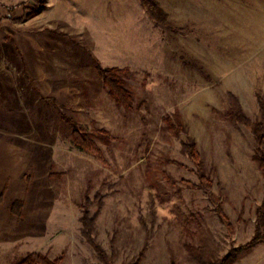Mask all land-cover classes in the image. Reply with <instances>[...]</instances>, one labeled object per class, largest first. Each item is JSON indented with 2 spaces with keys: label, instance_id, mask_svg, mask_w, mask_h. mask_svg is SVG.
Returning <instances> with one entry per match:
<instances>
[{
  "label": "rangeland",
  "instance_id": "374dc122",
  "mask_svg": "<svg viewBox=\"0 0 264 264\" xmlns=\"http://www.w3.org/2000/svg\"><path fill=\"white\" fill-rule=\"evenodd\" d=\"M42 1L19 22L29 0H0V264H264V0H149L166 27L142 0Z\"/></svg>",
  "mask_w": 264,
  "mask_h": 264
},
{
  "label": "trees",
  "instance_id": "16d2710c",
  "mask_svg": "<svg viewBox=\"0 0 264 264\" xmlns=\"http://www.w3.org/2000/svg\"><path fill=\"white\" fill-rule=\"evenodd\" d=\"M143 5L147 8L151 19L155 24L161 27L167 26V20L165 15L159 10V8L149 0H142ZM44 7V3L42 0H29V2L24 5V14L21 18L18 19L19 22H25L33 19L37 15H39L40 11ZM100 77L103 83L109 90L110 96L115 102L123 106L125 108H131L134 103L133 94L128 90L126 86V82L124 81V77L127 75V72L113 68V69H101L99 71ZM239 121L244 123L245 125H250L248 119L239 112ZM84 131L77 129H73V138L75 143L80 147L89 150L90 152L100 154L99 150L95 146V144L91 141L90 136L87 133H83ZM255 134L257 136V140L259 143L260 149V167L264 176V127L262 125H256ZM184 152L189 156L191 161L199 168L201 173V179L204 180V165L202 162V158L198 152L197 146L194 143L184 144ZM259 221L261 226H264V210L259 212ZM83 234L84 236L94 244L96 251L98 252L101 260L108 262L107 256L104 253L103 249L96 244L93 238L94 232V221L90 220V216L88 212H85L83 219ZM259 242L254 240L253 243L247 245V247H254ZM238 251L230 252L223 260L219 262H214L207 257H204L202 253L196 254L197 260L199 264H235L238 259ZM18 264H61L60 261H51L46 256H43L39 253H32L22 259Z\"/></svg>",
  "mask_w": 264,
  "mask_h": 264
},
{
  "label": "crops",
  "instance_id": "0c3cea01",
  "mask_svg": "<svg viewBox=\"0 0 264 264\" xmlns=\"http://www.w3.org/2000/svg\"><path fill=\"white\" fill-rule=\"evenodd\" d=\"M60 11H61V13H62V16H63V18L65 17H67V18H69V17H71V16H73V11H71V10H66L65 8H63L62 7V10L60 9ZM73 17H76V16H73ZM73 17H72V20H73ZM1 184H0V197H1Z\"/></svg>",
  "mask_w": 264,
  "mask_h": 264
}]
</instances>
